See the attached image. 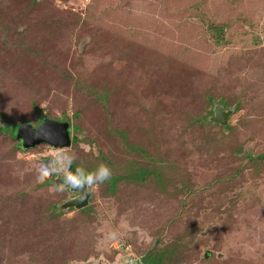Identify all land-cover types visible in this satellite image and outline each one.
Here are the masks:
<instances>
[{"label":"rangeland","instance_id":"374dc122","mask_svg":"<svg viewBox=\"0 0 264 264\" xmlns=\"http://www.w3.org/2000/svg\"><path fill=\"white\" fill-rule=\"evenodd\" d=\"M92 90L109 93L113 127L173 163L176 189L91 185L89 211L56 216L76 193L37 180L50 153L79 167L141 160L106 130ZM221 98L229 129L190 121ZM54 120L79 126L69 147L21 151L0 132V264H119L178 235V264H264V159L254 171L230 153L264 151V0H0V128Z\"/></svg>","mask_w":264,"mask_h":264},{"label":"trees","instance_id":"16d2710c","mask_svg":"<svg viewBox=\"0 0 264 264\" xmlns=\"http://www.w3.org/2000/svg\"><path fill=\"white\" fill-rule=\"evenodd\" d=\"M35 1V0H34ZM214 38L216 40V43L222 42L223 39V26H214ZM78 87V86H77ZM91 95H94V97L98 100L99 105L103 108L105 115H106V130L113 135L114 137L117 138V140L121 143L122 149L125 153L129 154H136L138 155L141 160H138L137 158H131L127 163H123L118 167L111 166L109 162L106 161L105 157L101 158L103 164L107 165L108 167L111 168L112 170V176L109 181L105 182L106 185V190L110 194L114 193L116 184L119 181L125 180L129 182H135V183H142L145 181L150 180L154 188H156L160 192H169L173 191L168 189L169 186L173 185V187L176 189L175 185L172 183L173 177H172V171L174 169L173 163L166 159L165 157L161 155H153L150 153L148 148H146L145 145H142L137 142H131L123 129L115 128L110 124L109 120V111L107 108V101H108V96L109 93L105 90H92L90 92ZM206 99L207 103L211 104L213 102V98L209 95L206 94ZM220 103L223 104L224 107H228V103L224 99L219 100ZM204 109L205 113L202 116H196L193 118H190V121L192 123H196L197 125H214L216 126L217 124L210 123V121L205 122L204 119L209 118V116L212 115V109ZM239 107L236 106V110H238ZM208 116V117H207ZM43 118H47V116H44ZM50 119V118H47ZM61 122H68L69 123V134L71 137V144L77 140V136L75 135L74 132H80V128L77 124H70L69 121H61ZM212 122V121H211ZM25 124H29L32 127H36V125H32L31 123L28 122H23V123H18V124H11L12 126H22ZM222 128L229 129L230 125L225 124V125H217ZM18 130V129H16ZM15 130V131H16ZM1 133H7L11 132L10 136L16 140V144L14 145V148L19 149L21 151L31 149L36 147L37 145L33 147H28V148H23L20 145V140L16 137V134L13 131H10V128H0ZM73 132V133H72ZM91 141L90 139H88ZM40 144H45V143H40ZM70 144V145H71ZM52 147V146H51ZM54 148V147H53ZM231 154L235 155H241L244 157H247L250 160H255L253 163H251L252 168L255 170L259 169L260 163L264 159V151L259 153L256 156H252L250 153L244 152V149H242V146H235L231 148ZM99 157H100V152H99ZM97 155V156H98ZM102 163H98L95 165V162H92L89 165H85L83 168L92 171L94 170L98 165H101ZM78 167L77 163H73L72 165V170L74 171L75 168ZM119 168V169H118ZM240 171V170H239ZM238 169L235 174H237ZM234 175V174H233ZM232 175V176H233ZM45 184V183H44ZM43 184L39 183V186ZM190 184L186 182L185 179H181V185L180 189H185L187 193H190L192 190L190 189ZM89 188V186H88ZM65 190H68L67 188H64ZM90 190V189H89ZM59 204L56 205H51V212H54L56 216L60 215L63 213V209H60ZM72 209V208H70ZM91 209L90 205L88 204L85 207L80 208L83 212H87ZM183 239H185L184 235H178L176 238H174L173 241H169L168 243L165 244H155L153 245L146 254L143 257V261L145 264H178L183 258H182V249L181 247L184 245Z\"/></svg>","mask_w":264,"mask_h":264},{"label":"water","instance_id":"95a60500","mask_svg":"<svg viewBox=\"0 0 264 264\" xmlns=\"http://www.w3.org/2000/svg\"><path fill=\"white\" fill-rule=\"evenodd\" d=\"M234 111V108H226L222 104L215 103L212 107V115L209 116L208 120L214 123H218L221 125H225L228 122V118L231 113ZM55 123L41 127V132L46 129L52 128L55 130L56 135L51 137L50 140L46 139L45 137H37L34 135L35 127L30 126L29 124L22 125L21 128L18 129L16 137L20 140V145L23 148L33 147L40 143H45L49 146L54 148H65L69 147L71 144V137L69 134V123L68 122H61L54 120ZM28 131V132H27ZM49 183H60L61 181L54 175L48 179ZM69 191L75 192L76 195L73 197L68 198L64 202H62L59 206L60 209H67V208H82L88 205L89 198L91 196V191L87 188V195L81 199V191L82 190H74L71 187H65ZM119 264H142L139 257L133 256H124L119 260Z\"/></svg>","mask_w":264,"mask_h":264},{"label":"clouds","instance_id":"9594fccd","mask_svg":"<svg viewBox=\"0 0 264 264\" xmlns=\"http://www.w3.org/2000/svg\"><path fill=\"white\" fill-rule=\"evenodd\" d=\"M34 135L37 137H45L50 140L56 135L54 129L49 128L41 132V126L34 129ZM75 161L73 154L69 152H53L50 153L47 162L39 163L36 167L37 180L43 182L46 176L55 175L63 187H71L74 190L81 191V199L87 195V188L91 185L102 184L110 180L112 170L105 164L98 165L94 170L89 171L83 167H76L72 170Z\"/></svg>","mask_w":264,"mask_h":264},{"label":"flooded vegetation","instance_id":"af4514ba","mask_svg":"<svg viewBox=\"0 0 264 264\" xmlns=\"http://www.w3.org/2000/svg\"><path fill=\"white\" fill-rule=\"evenodd\" d=\"M140 258V260H141V263L142 264H145V262L143 261V257L141 256V257H139Z\"/></svg>","mask_w":264,"mask_h":264}]
</instances>
